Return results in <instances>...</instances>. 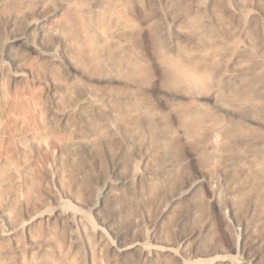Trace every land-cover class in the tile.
Segmentation results:
<instances>
[{
    "label": "bare ground",
    "instance_id": "bare-ground-1",
    "mask_svg": "<svg viewBox=\"0 0 264 264\" xmlns=\"http://www.w3.org/2000/svg\"><path fill=\"white\" fill-rule=\"evenodd\" d=\"M231 1L0 0V88L16 94L1 92L0 108L18 113L19 85H39L58 109L42 125L20 110L26 145L65 132L53 144L62 195L41 191L25 165L26 201L50 205L21 203L26 219L0 209V264H16L6 244L57 228L68 254L34 243L31 264H73L80 252L105 264H264V26L250 16L240 38ZM12 165L0 162V193ZM161 192L147 231L142 213ZM184 202L194 228L158 232Z\"/></svg>",
    "mask_w": 264,
    "mask_h": 264
},
{
    "label": "rangeland",
    "instance_id": "rangeland-1",
    "mask_svg": "<svg viewBox=\"0 0 264 264\" xmlns=\"http://www.w3.org/2000/svg\"><path fill=\"white\" fill-rule=\"evenodd\" d=\"M230 5H232V6L238 5L239 6L240 16L235 17V19L233 18V20L231 22L236 26V32L240 38H243L244 33H243L242 28L239 27L238 24L242 25L243 23H245L246 21L249 20L250 16L256 18V22L258 23V25L264 26V0H236V1H231ZM135 23L140 25L139 21H135ZM6 35L8 36L7 32H6ZM263 35H264V32H263ZM144 40H146V37H144ZM18 89L22 92L21 99L17 102L19 104V106H21L17 109L18 113L13 112L12 110H8V112L4 111L2 106L0 108L1 109L0 110L1 111L0 112V127L4 128V131H5L4 133L3 132L0 133V162L1 163H4V162L13 163L12 166L14 167L13 174L10 177V179L8 180L7 188L2 193H0V209L5 208L6 210H9V211L18 212L20 219H26V215L23 212L24 210L21 209V203H29L30 205L29 204L28 205L30 207L36 206V209H38V210H45V207H48L50 205L49 204L50 202H49V199L47 198L46 195L40 196L42 203L46 204V206H43V205L39 206L36 204V201H30V202L26 201L24 189L28 185L27 183L29 182V176L25 173L24 167L27 164L32 166L31 169H34L32 171H33V173H35L34 177L37 180V181L35 180V182L37 185H39L41 191L45 190V189H52V190L58 192L60 195H62V193L60 191L61 188L59 187L58 183L56 182V179L60 175L61 170L59 168L58 162L53 157L54 156L53 144L57 139L61 138V136L63 137L65 132L62 130H57L56 132H53L52 136L46 135V134L39 135L36 137V139L33 138V140H34L33 145L35 144L34 149H29L28 148L29 146L26 145V144H28V142L26 141L27 142L26 143L24 141V139L22 137V133L19 132L20 129L24 130L29 125L26 120L18 119L20 110H22L20 112V115H23V113L25 111V113H24L25 116L28 118V120H32V124L36 123V125H42L49 118V115H50L49 108L51 107L54 110H56L58 108L53 103H49V99H47V100L44 99V97L42 95V87L39 85L36 86V85H32L31 83H28L27 81H23L19 85ZM1 92L4 94V98H6V96L8 95L7 96L8 101H10L12 97H13L12 99L16 100L15 92H9L8 93V91L5 88H0V93ZM23 107H24V110H23ZM33 119H35V120H33ZM2 122H3V124H2ZM38 140H39V143L41 141L40 144H38ZM31 150L33 152H31ZM43 150H44V152H43ZM38 152H39V154H38ZM9 153L11 154V156L13 153L14 157H10ZM5 155L7 156V158ZM47 157H48V159H47ZM9 159H10V161H9ZM56 165H57V167H56ZM135 169L137 171H139L141 169V165L136 164ZM73 172H74V170H73ZM37 176H39V177H37ZM48 177H50V178H48ZM51 177H52V179H51ZM49 179H51V180H49ZM46 181H48V182H46ZM93 186L97 189H99L101 187L100 184L93 185ZM203 192H202V198H201L202 200L200 199V201L202 203V207L204 208L205 212L209 213L211 216V222L213 223L211 225L213 227L212 231H217L219 224H220L219 215L217 213H215L213 211V208L211 207L212 203L209 202L210 195L205 190ZM162 193L163 192L158 194V196H159L158 199L154 200V204L148 208V211H145L142 213L141 218H144V219H141V224L145 225L144 228L147 231H150L155 226V223H156L155 221H157L156 217L159 216L161 204L164 203L165 202L164 200H166V198H167V193H163V194ZM69 200L72 201L70 198H69ZM189 205L191 206L190 202H184V203L178 205L177 209L175 210L176 212L174 211L175 213H172L169 217L165 218L164 219L165 221L164 220L162 222L158 221V232L169 233L170 235L174 236L175 232H176V235H178L181 233H186V232L191 231L192 228H194V224L192 223V220L189 217L190 213H191V212H189L190 211V208H188V207H190ZM107 208L108 209L106 210L105 213L108 216H111V210H110L111 206H108ZM185 209H187L188 211ZM136 212L139 213V210L136 209ZM177 218H179V219H177ZM162 224H164V226ZM172 229L174 232L171 231ZM52 232H53V234H52ZM52 232L50 233L52 235L47 234V231L43 232L42 234L39 233L38 234L39 238L35 237V239L37 238L36 241L34 238H33V241H31V240L27 239L26 236L24 235L23 241L20 244V246H16V244H13V243H10L11 246H9V244H6L8 254L6 255L5 261L7 263L13 262L16 264H31L35 254H36L35 251H37V249L33 246L34 243L52 242L53 244H51V245H52L53 249L56 251L55 253L62 254V255L68 254V250L63 246V244H64L63 239H62L63 234H64L63 230L57 228V229H53ZM170 232H172V233H170ZM45 237L48 239H46ZM59 239L61 241H59ZM11 250L13 251V253ZM77 254L74 255L75 258L73 259V262H75V263H73V264H83V263L84 264H90V263L91 264L92 263L93 264H101L102 261L104 264L107 263V260H106V262H104L105 258L103 256L101 258L100 257L101 255H98L97 253L95 254V259H97V260H94L93 262L89 261L86 254H83L82 252L77 253ZM99 258H101V259L99 260ZM75 259H76V261H75Z\"/></svg>",
    "mask_w": 264,
    "mask_h": 264
}]
</instances>
